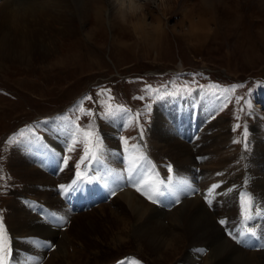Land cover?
<instances>
[{"label":"rangeland","instance_id":"374dc122","mask_svg":"<svg viewBox=\"0 0 264 264\" xmlns=\"http://www.w3.org/2000/svg\"><path fill=\"white\" fill-rule=\"evenodd\" d=\"M70 1L66 30L52 32L28 59L0 53V221L10 252L6 260H11L17 248L14 239L18 240L8 225L9 205L16 197L41 214L44 209L49 221L57 218L63 223L55 242L35 237L45 249L37 264L61 260L59 246L70 255V264H203L213 247L199 248L189 261L185 250L190 245L186 243L173 253L158 254L138 244L125 225L117 227L109 215L114 203L101 205L105 199L116 198L118 191L107 192L99 186L98 194L90 191V184L96 181L91 172L95 159L85 155L83 132L94 133L92 150L97 155L107 146L122 156L137 145L145 147L149 163L142 167L140 177L160 187L164 196L154 204L143 194L150 191L147 186L142 191L133 186V192L163 211L162 218L173 227L172 212L185 199L178 183L171 180L175 167L170 158L161 161L163 177L156 164L152 167L148 139L155 109L189 97L209 99L210 116L221 120L234 140L228 147L250 155L256 137L264 147V0H133L134 6L122 8L125 13H107V0H84L79 6ZM52 12L39 11L38 17L48 20ZM118 108L124 111L105 115ZM53 139L60 141L59 152L50 145ZM26 142L43 144L44 151L57 156L51 163L35 165L54 178L47 187L51 197L65 207V223L59 218L57 202L49 204L36 197L34 182H27L23 172L11 164L12 152ZM63 166L71 179L61 187L63 176L58 171ZM262 168L264 171V158ZM78 180L82 190L74 192L70 186ZM253 193L246 187L236 199L245 230L260 223H243L245 199L252 205L249 215L258 208ZM29 195L36 196L31 200ZM210 213L223 237L238 243V237L233 239V234L224 232L222 214ZM255 247L249 264H255L264 250L263 243Z\"/></svg>","mask_w":264,"mask_h":264},{"label":"bare ground","instance_id":"6f19581e","mask_svg":"<svg viewBox=\"0 0 264 264\" xmlns=\"http://www.w3.org/2000/svg\"><path fill=\"white\" fill-rule=\"evenodd\" d=\"M18 1L2 0L3 3L0 4V53L24 60L41 46V42L50 38L52 32L66 30V10L70 6V0ZM71 1L75 6L84 2ZM134 5L133 0H107L105 11L112 13L119 10L125 13L122 8L128 7L125 8L127 10ZM39 11L53 12L48 14V20H43L38 17ZM54 24L59 27L55 28ZM42 48L44 49V46ZM211 109L210 100L203 97H189L163 103L155 109L148 139L152 149V167L156 164L161 170L160 176L163 177L165 168L161 161H164L165 157L170 158L175 167L171 180L178 183V190L183 193L182 198L185 199L177 209H173L170 220L173 227H169L162 218L165 216L163 211L147 205L133 192L134 182L143 180L140 177L142 167L149 163L145 147L140 148L137 145L127 151L125 156L118 154L112 146L99 150L98 159H95L91 167L96 181L95 184H90V191L98 194V186L107 192L118 191L116 198L105 199L101 207L114 203L115 207L110 210L109 215L117 227L123 228L122 225H125L129 232L132 230L138 244H145L158 254L173 253L182 243H186L190 245V249L185 250V257L189 261L194 259L199 248L213 247L203 264H249L255 255L253 248L259 243L264 246V215L260 214L264 212V208H261L264 205L263 142L259 137L253 139V150L249 156H246L244 150L228 147L234 140L226 125L210 116ZM65 128L67 129L66 125ZM64 129L62 127L60 132ZM59 143L58 139L50 141L51 147L57 152ZM41 145L43 144L26 142L17 146V150L12 152L11 164L23 172L22 176L26 177L27 182H34L37 187L36 197H43L49 204L57 202L62 215L59 218L65 223L66 209L59 204L56 197H51L52 190L47 187H50L54 178L35 165L38 162L49 163L54 157L57 160V156L48 154ZM44 147L47 148L46 145ZM60 169L58 173L63 176L61 182L64 184L62 186H65L66 181L71 178L67 175L66 166ZM184 181L187 183H182ZM246 187L254 192L258 201V208L253 215L257 219L252 221L260 222L255 228V237L260 236L259 240L247 235L238 217L236 199ZM35 196L29 195L31 200ZM15 198L9 205L11 211L8 225L18 241L14 239L17 248L8 264H37L44 258L45 249L36 238L42 236L46 241L55 242L63 223L57 218L51 219L50 223L47 218L49 215L44 209L41 214L34 206L20 203L21 201ZM209 210L213 216L222 214L226 219L222 227L226 234L236 235L240 239L238 233L245 231L247 242L233 244L232 240L225 239ZM44 219L48 222L45 223ZM63 234L67 237L68 233L64 230ZM57 241L59 243V240ZM262 251L259 252L260 257L257 255L259 258H255V264H264V250ZM59 252L61 260L55 264H70V255L66 249L59 246ZM42 264L54 263L47 260Z\"/></svg>","mask_w":264,"mask_h":264},{"label":"snow or ice","instance_id":"6c2138e0","mask_svg":"<svg viewBox=\"0 0 264 264\" xmlns=\"http://www.w3.org/2000/svg\"><path fill=\"white\" fill-rule=\"evenodd\" d=\"M121 111H124V110L119 109V108L116 110L109 109L105 113V115L106 116H113V115H116L118 112H121ZM83 135H84V139H85V143H84L85 155L91 154L93 159H98L97 153L92 150V137L94 136V133L91 131H84ZM72 150H73V148L69 147L68 151L71 152ZM64 159H65V163H67V157H65ZM82 159H84V157H82ZM171 170H172L171 166H169V171L171 172ZM77 176H78L79 180H83V176L81 173H77ZM79 180L74 181L73 184L70 186L72 191L76 192V191L82 190V187H81ZM85 182L90 183L91 181L89 180V181H85ZM158 183H162V182H158ZM182 183L186 184L187 182L184 181ZM133 186L136 187L137 191H142V186H147L150 189V191L144 192L143 194L146 195L147 198L150 201H152V203H154V204L158 202L160 197L164 196V192L161 191L160 187L150 184L149 181H147V180H140L138 182H134ZM61 187H63V186H61ZM213 187H215V186H213ZM65 191L67 192L68 189H65ZM176 202H178V197H177ZM251 206H252L251 202L246 198L245 199L244 215H243V223L245 225H248V223L254 219V217L252 215L248 214ZM261 208H264V205H262ZM260 214L264 215V212H261ZM221 223H223V221H221ZM246 231H247V235L251 236V237H255L257 234L255 229L252 227H247ZM238 236L240 237V239H237L236 235H233V239H237L238 243H246L247 242L245 231H240L238 233ZM8 255H10L9 246H8L7 240L5 239V235H4V231H3V222L0 221V264H8V261L5 258Z\"/></svg>","mask_w":264,"mask_h":264}]
</instances>
